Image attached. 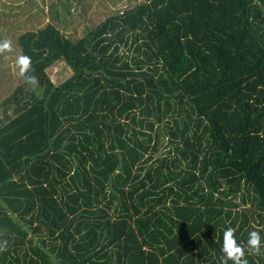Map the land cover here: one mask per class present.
Returning a JSON list of instances; mask_svg holds the SVG:
<instances>
[{
	"label": "trees",
	"instance_id": "trees-1",
	"mask_svg": "<svg viewBox=\"0 0 264 264\" xmlns=\"http://www.w3.org/2000/svg\"><path fill=\"white\" fill-rule=\"evenodd\" d=\"M17 45L39 84L3 102L0 264H221L228 227L264 264V0H140L74 41L47 23ZM169 172L199 202L153 247L134 202L164 198L144 186Z\"/></svg>",
	"mask_w": 264,
	"mask_h": 264
},
{
	"label": "rangeland",
	"instance_id": "rangeland-1",
	"mask_svg": "<svg viewBox=\"0 0 264 264\" xmlns=\"http://www.w3.org/2000/svg\"><path fill=\"white\" fill-rule=\"evenodd\" d=\"M139 2L140 0H0V40L10 39L13 42V51L0 55V116L4 115L3 102L17 86L24 84V79L14 67L15 59L20 55L17 38L22 31L36 30L52 23L74 41L92 30L106 16ZM47 74L58 84L68 78L70 72L63 63H57L47 70ZM174 168L176 170L178 166ZM166 174L169 175L168 183L164 184L160 178L155 177V182L144 186L145 189L151 185L164 198H160L158 193L155 202L152 197H148L140 205L135 201L133 207L134 221L141 230L148 233L147 237L150 238L147 241L150 239L149 245L153 247L162 246L165 238L169 237L171 226L177 230L179 225L175 221L181 220V213H178L180 208L190 210L186 207L199 202L196 198L186 199L187 193L184 194L182 190L185 188L184 180L175 178L171 172ZM142 191L143 188L140 193ZM176 193L182 196H174ZM214 197L209 196L206 200L208 206L216 203L217 197ZM201 204L203 201L197 206ZM160 225L167 231H163Z\"/></svg>",
	"mask_w": 264,
	"mask_h": 264
},
{
	"label": "clouds",
	"instance_id": "clouds-1",
	"mask_svg": "<svg viewBox=\"0 0 264 264\" xmlns=\"http://www.w3.org/2000/svg\"><path fill=\"white\" fill-rule=\"evenodd\" d=\"M13 51V42L10 39L0 40V55L10 53ZM14 67L18 70V75L25 79L29 86H32L35 90L38 86V78L32 74V60L31 57L20 54L16 57ZM247 246L253 252V254H260L261 252V236L258 231H250L248 233ZM7 248V240H0V251H4ZM222 259L221 264H228L229 261L232 264H248L245 259V248L238 244L235 238L234 229L228 227L223 232V246H222Z\"/></svg>",
	"mask_w": 264,
	"mask_h": 264
}]
</instances>
